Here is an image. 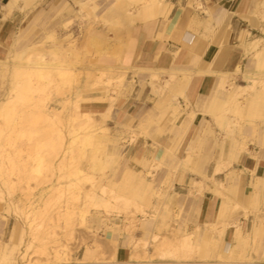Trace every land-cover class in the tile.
<instances>
[{
  "label": "bare ground",
  "instance_id": "bare-ground-1",
  "mask_svg": "<svg viewBox=\"0 0 264 264\" xmlns=\"http://www.w3.org/2000/svg\"><path fill=\"white\" fill-rule=\"evenodd\" d=\"M21 1L10 0L9 3L2 5L3 15L0 17L2 24L8 21L10 16H13L17 10L24 8L20 3ZM73 1V4L65 6L64 12L58 17V23L64 24L70 21L73 13L75 14V4H80L82 7L89 6L92 11H95L98 7V4L94 0H88L87 2L82 0ZM257 3L256 10L258 14L255 12L249 19L253 25H255L254 21L257 19L262 24V31L264 33V0H258ZM171 7L172 3L170 0H109L105 8L106 13L101 20L105 24L111 23V25L119 26L125 32V35L121 34L117 36L109 46H106L105 42H103L107 40L104 39L106 37L103 36L104 38L102 37L101 39L97 32H91L87 35V48L94 50L99 55H105V59L116 60L118 63L121 62L123 54L125 53L123 60L124 65H126L125 62L132 56L133 51V41L130 39L132 28L145 21L155 22L159 18H167ZM212 8L210 5L205 6L203 0H190L189 7L183 9H194L197 12L202 10L208 17L207 20L210 21ZM229 16L230 14L228 13L226 18ZM193 23L201 24L203 22L202 20L194 19ZM25 32V29L21 28L17 34V39H20ZM10 35H12V32H10ZM199 38L198 30L193 24H190L181 33L179 41L184 48L194 50ZM19 45L22 47L21 44ZM238 45L247 54L251 53L253 55L252 60L255 63L252 71L248 70L243 74L244 78L248 80L246 84H235L234 82L235 75L243 73L240 67H237L231 73H220L211 94L199 101L195 109L186 112L187 117L179 123H176V120L185 111V106L189 103L192 104L191 98L186 91L195 73L188 69H147L151 73L148 83L152 87V93L156 100L152 98L153 101H150L148 111L140 117L136 126L133 125L134 118L119 122L121 131L131 134V143H134L140 135L149 137L152 132L161 134L168 131L171 133L172 137L170 139L173 140V143L168 147H159L154 141L149 146L148 153L136 160L139 169H135L128 165L127 162H124L120 170V177L110 180L111 190H108V187L104 186V182L102 183L101 187L103 191H110L114 198L126 196L134 202L137 199H142L147 200L148 204L154 206V213L143 212V215L148 219H141V228H136L137 226L133 225L132 229L133 227L135 229L133 231L130 229L131 231L128 233L129 238L134 243L131 260L123 262L115 259L113 262L104 261V264H190L207 257L206 254L201 255L200 252L198 253L199 256L192 254L197 246H200V251L204 253L212 245L216 247V259H203L201 260L202 264H237L236 253L238 250L243 249L249 243L252 244L264 234V216L259 210V212H253L254 218L251 229H247L245 223L237 222L234 225L235 230L233 236L228 237L230 223L223 222L231 205L230 201L225 198L217 222L207 223L206 225L197 224V230L193 234L182 233L181 228H177L176 234L171 239L159 237L158 234L153 235L152 244L155 247V251L158 252L160 257H165L168 260L156 262L153 260L151 251L146 252L147 256L142 260L140 259L141 250L138 247L144 240L143 233L145 230H150L154 227L159 229L165 225L164 218L162 221L159 220V216L161 215L159 206L161 204L165 205V202L168 201L175 202L173 195L170 196L163 193L159 186L155 188L152 185V181L147 178L146 175L152 173V167L155 166V168H158L163 163L173 167L178 174L176 182L181 181L185 172L192 173L193 177L189 182L190 195H193L198 190L201 191L203 185L205 188L204 181L206 180H212L215 184L224 187L230 192L237 186L243 170L232 169L229 171L227 178L229 186L227 187L225 186V182L217 180L215 176H209L207 174L206 168L209 164L212 161L217 162L214 175L229 168L233 161L239 160L242 151L250 150L246 137L251 134L255 137L254 141H257L256 144L264 147V120H253L261 116L264 110V35H255L251 30L246 29L242 32ZM22 55L19 61H16V58L14 60L7 58L0 59V75H6L10 72L15 79L13 89L16 92V98H18V101L14 100V97L6 99L2 102L1 108L11 109V113L6 117L7 121H18L29 127L24 131L23 135L28 136L31 141L33 140L34 134L38 136L36 142L30 145L29 151L31 153L37 152V154H41L44 151L48 156H57L61 151H65V149L67 151L77 149L80 159H86L89 164L88 169H91L93 172L85 176L82 174L81 169H77L76 175L79 176V181L87 178L95 181L96 177L94 176V172L101 170V172L105 173L107 168L112 169L116 173L121 160H123L125 146L114 145L113 149H108L106 140H109L113 131L109 132V128L106 125L99 124L95 119V116H100L105 120L109 116L115 97L104 93L102 96L96 97L95 99L100 101L94 103L81 104V99H84V101L89 100L84 97L72 102L73 105L69 110L68 120L73 125L75 124L81 128L83 132H75L72 141L63 150L66 137L63 130L45 126L50 125L51 121L59 117V114L53 112L51 106H48L50 97H42L41 95L46 93V88L53 81V70H56L59 76L63 78L70 76L71 80L76 79V70L57 62V54L54 55L55 58L52 57L50 60L45 55H40L35 61L30 57L22 61ZM90 68L87 76L93 77L95 76L93 73L98 70V67ZM104 69L110 71L111 75L107 80H104L103 76H99L97 81L109 84L113 79L115 70L113 67ZM121 69L124 71L123 77L125 78V75H127L128 81L133 83L135 81V74L133 73V76H130V72L135 69L125 66H122ZM140 71H144V69H140ZM196 73H199V71ZM34 78L37 79V84H34ZM129 86L131 85H128L126 89ZM36 95L40 97L37 98ZM69 99H65V102L67 101L68 103L65 106L69 105L71 101ZM101 100H111L107 111L98 110L103 105ZM18 103H28V105L34 106V108L26 110L18 109L16 107ZM198 110L202 111L205 115H210L219 130L224 132L226 138L231 136L232 142L227 160L222 159L223 146L218 156L214 151L217 145V139L215 141L211 139L210 141L207 140L209 136L214 134V131L212 129L210 130L207 123L202 124V128L194 138L189 139L184 153L181 156L177 154L181 138L188 130L189 123L196 117ZM243 116L248 117L249 124L243 125L237 120ZM102 154L105 155L104 158H102ZM100 180L103 181V178ZM77 184V182L74 183L73 181L67 183L68 189H71ZM113 188L115 189V193ZM59 190H62V188ZM146 191H149L151 196H155V201L150 196L147 197ZM262 191H264V176L256 177L249 184L248 191L244 197L247 200H250L254 196L257 198L260 193L264 195ZM222 194L223 196L225 195L224 193ZM92 198H96L97 203L104 205L110 204V200L102 195H92ZM1 201H3V198H1ZM10 206L0 219V233H2L3 224L9 216H20V208L15 206V204ZM27 214L29 215L30 211ZM244 215L245 218H248V212ZM114 225L118 226L119 223H114ZM17 232L18 227L16 226L13 229L11 240L2 242L4 246L0 245V264H19L16 253L22 243L19 241L20 238ZM110 240L114 241L113 237ZM115 246L117 245L115 244ZM95 251L96 249L94 248H87L84 257L76 262L69 261L65 251L59 252L58 258L62 264H97L98 262L94 260ZM260 251L264 253V246ZM19 256L23 264H30L28 263L27 253L25 251L22 250ZM241 263L260 264L255 260Z\"/></svg>",
  "mask_w": 264,
  "mask_h": 264
},
{
  "label": "rangeland",
  "instance_id": "rangeland-1",
  "mask_svg": "<svg viewBox=\"0 0 264 264\" xmlns=\"http://www.w3.org/2000/svg\"><path fill=\"white\" fill-rule=\"evenodd\" d=\"M82 1L87 2L88 0ZM94 1L98 4L95 11H92L89 6L82 7L80 4H75V14L73 13L69 22L62 24L58 23V17L64 12L66 5L74 3L73 0H30L27 2L22 0L20 3L24 6L22 9L24 15L17 24L14 33L10 36H4L0 33V59L14 60L16 58L15 60L19 61L21 54H23L22 61L29 57L35 61L40 55H45L50 60L52 57L55 58L54 55L57 54L59 60L57 62L76 70L77 77L75 80H71L70 76L63 78L59 76L56 70H53V81L46 88V93L41 95L42 97H50L48 106H51L53 112L59 114V117L51 121L50 125L45 126L63 130L66 136L63 150L72 141L75 132H83L81 128L75 124L73 125L68 120V113L73 105L72 102L84 97L89 100L84 101V99H81V104L94 103L100 101L95 98L102 96L104 93L115 97L113 107L105 120L100 116H95V119L99 124L106 125L109 132L113 131L109 140H106L108 149H113L114 145L125 146L124 157L116 173L107 168L105 173L101 170L94 172L95 181L89 178L79 181V176L76 175L77 169H81L82 174L85 176L93 172L88 169V161L80 159L77 149H74V151L65 149L57 156H48L44 151L41 154L29 151L30 145L36 142L38 136L34 134L32 140L34 142H32L28 136L23 135L29 127L18 121L9 122L6 120L7 115L11 113V109L1 108L2 102L10 97H14L16 101H18V98H16L17 95L13 89L15 79L10 72L6 75H0V219L10 205L15 204L21 210L20 216H10L13 217L15 222L12 224L11 235L14 227L17 226L19 241L22 243L16 253L19 264H23V261L19 258L22 250L27 253L28 263L30 264H62L58 256L63 251L67 253L66 256L69 261L76 262L84 257V255H79L81 246H86V250L87 248L96 249L94 260L98 262L97 264H104V261L113 262L115 259L117 260L116 250L119 241L115 238L114 241L108 239V234L112 233L114 237L123 239L133 250L134 243L129 238L128 233L135 229L134 227L132 229L133 225L137 226L136 228H141L142 218L148 219L143 215L144 211L154 213V206L148 204L147 200L137 199L134 202L126 196L114 198L110 191L104 192L105 190L103 191L101 187L104 182V186L111 190L110 180L112 178L118 179L121 175L120 170L123 163H128L127 147L130 145L132 137L131 134L121 131L119 120L116 118V109L119 108L122 100L127 97L126 93L129 88H132L133 83L128 81L127 75H125V78L123 77L124 71L121 67L124 65L121 62L105 59V55H99L94 50L87 48V35L91 32H97L101 39L103 36L106 37H103L107 39L103 41L106 46H109L117 36L125 35V32L119 26L111 25V23L105 24L101 20L106 13L105 8L109 0ZM189 1H186V8L189 7ZM203 1L205 6L210 5L209 1ZM90 2L92 3V1ZM188 10L205 15L202 10L198 12L194 9ZM21 28L25 29L26 32L20 39H17V34ZM18 44H21L22 47ZM124 55L125 53L123 57ZM90 67H98V70L94 71L95 76L93 77L87 76ZM107 67L114 68L113 79L109 84L98 82L99 76H103V79L107 80L111 75L110 71L104 69ZM244 72L246 71L235 75V84H246L248 80L244 78ZM239 76L242 78L239 79ZM37 83V79L34 78V84ZM128 85L131 86L126 89ZM79 94L81 95L78 96ZM36 96L37 98L40 97L39 95ZM67 98H70L69 101H71L68 106H65L67 103L65 99ZM241 99L243 100V98ZM110 101L101 100V103L105 104L108 109ZM16 107L25 110L34 108L28 103H18ZM190 108L191 110L194 109L191 103L185 106V111L181 113L176 123L187 117L186 112ZM262 119L264 120V110L261 116L253 120L260 121ZM237 120L240 124H249L248 117H239ZM206 123L209 125L210 130L214 131V134L210 136L214 141L215 139H230L231 136L226 138L223 131L219 128L217 130V125L211 116L210 122ZM41 127L43 128V126ZM187 129L181 138L177 152L179 156L184 153L187 143L191 139L192 127ZM152 135L149 137H152ZM161 135L170 136L171 133L167 131L161 133ZM254 139L253 134L246 137V140L254 141ZM172 143L173 140L170 143L156 144L159 147H168ZM253 146L262 147L255 142ZM248 147L250 148V144H248ZM246 153L259 157V154L252 150L242 151L240 156ZM104 157L105 155L102 154V158ZM235 161H238V159ZM134 168L139 169L138 163ZM164 170L166 174L161 175L160 173ZM151 171L152 173H147L146 176L152 181V185L155 188L159 186L163 193L174 196L175 185L179 182H176L178 174L175 169L163 163L158 168L152 167ZM228 176L229 173L227 178ZM192 177V175L186 177V184L189 185ZM256 177L262 176H252L250 183ZM102 178L103 181L100 180ZM227 178L225 186L228 187ZM72 181L78 184L68 189L67 183ZM207 182L208 180L204 181L205 188L203 185L201 191L198 190L193 195L202 196L205 193ZM210 182L213 181L210 180ZM244 185V179L240 176L237 186L232 191L229 192L220 186L225 194L223 199H228L231 205L223 222L230 223L228 237H230L231 230L235 229L234 225L241 222L240 217H245V213L248 212V218L246 219L250 222V225L253 224L254 211L259 212L260 210V213L264 216V195L260 193L257 198L254 196L247 200L244 197V190H242ZM61 188L62 190H59ZM262 192L264 193V191ZM97 194L107 197L110 204L97 203L96 198H92V195L96 196ZM146 194L147 197L150 196L155 201V196H151L149 191H146ZM1 198H3V201H1ZM174 198L175 202L168 201L165 202V205L161 204L159 206V212H161L159 220L162 221L164 218L165 225L159 229L154 227L144 231V240L138 246L141 250L140 259L144 260L147 256L146 252L151 251L153 260L156 262L168 260L165 257H160L158 252L155 251L152 244L154 234L171 239L176 234L177 228H181L182 233L193 234L196 232L197 223H194V214L191 212L186 213L181 202L176 199V196ZM28 211H30L29 215L27 214ZM114 223H119V225L115 226ZM10 240L11 237L7 239V241ZM106 243L110 244L112 248H106ZM0 245L4 246L1 239ZM263 246L264 234L252 244L249 243L243 249L238 250L236 253L237 264L255 260L254 254L260 251ZM199 252L201 255L206 254L207 256L199 259L200 261H196L199 264H202L201 260L203 259H216V247L213 245L204 253L200 251V246H197L192 254L199 256Z\"/></svg>",
  "mask_w": 264,
  "mask_h": 264
},
{
  "label": "crops",
  "instance_id": "crops-1",
  "mask_svg": "<svg viewBox=\"0 0 264 264\" xmlns=\"http://www.w3.org/2000/svg\"><path fill=\"white\" fill-rule=\"evenodd\" d=\"M9 1L0 0V17L3 15L2 5L9 3ZM186 1L170 0L172 7L167 18L162 17L155 22L145 21L132 28L130 36L133 41L132 56L125 62L126 65H124V57L121 63L125 67L137 71L130 72V76H133V73L135 74V81L132 88H129L126 93L127 97L122 100L119 108L116 109V118L119 122L134 118L133 125L136 126L140 117L148 111L150 101H153L152 98L156 100L152 93V87L148 83L151 73L147 69H188L193 71L195 74L188 85L186 93L191 98V106L194 109L199 101L211 94L220 73H231L237 67H240L242 71H252L254 69L255 63L252 60V54H247L238 45V42L242 32L246 29L251 30L255 35H264L262 24L256 19L254 21L255 25H253L249 19L257 11L258 0H206L210 2V7H213L210 21L203 13L196 14L191 10H184ZM228 13L230 16L226 18ZM23 15L22 10H17L4 24L0 22V33L4 36H9L10 32L13 34ZM194 19L202 20L203 23H193ZM190 24L196 27L200 36L194 50L184 48L179 41L181 33ZM140 69H144V71H140ZM198 71L199 73H196ZM241 78L239 76V79ZM106 109L107 106L103 104L98 110L106 111ZM189 111H191V108L187 112ZM195 118L188 125V128L192 127L191 139L199 133L202 124L207 121L210 122V115H205L199 110ZM216 128L218 130V127ZM152 134V137L140 135L134 143H130L127 147V160L130 166H137L136 160L148 153L149 146L154 141L158 144L171 142V135H158L156 132ZM210 139L214 141L209 136L207 140L210 141ZM231 142V138L217 140V147L214 150L216 155L218 156L223 146L222 159L227 160ZM248 142L250 150L256 154L258 153L259 157L246 153L238 161L232 162L229 168L215 175L216 161H212L206 168L209 176H215L217 180L223 182L226 181L230 170H243L242 178L245 185L242 190H244V195L248 191L252 176H264V148L254 147L255 141L248 140ZM160 174L165 175L166 171L164 170ZM189 175H192V173L185 172L182 181L176 183L174 196L181 202L186 213L191 212L194 214V223L210 224L217 222L224 200L221 187L208 181L205 193L202 196L190 195L189 185L186 184V177ZM240 218L241 222L246 224L247 229H251L250 222L245 217ZM14 223L13 217L9 216L3 224L2 233H0L2 242H6L11 237L12 224ZM234 230H231L230 236H233ZM112 237L119 241L116 250L117 261L126 262L131 260L133 250L130 246L123 239L116 238L112 233H109L108 239ZM105 246L108 249L112 248L108 243ZM85 252L86 246H81L79 255H84ZM254 257L256 262L264 264V253L258 251L254 254ZM190 264L199 263L192 262Z\"/></svg>",
  "mask_w": 264,
  "mask_h": 264
}]
</instances>
